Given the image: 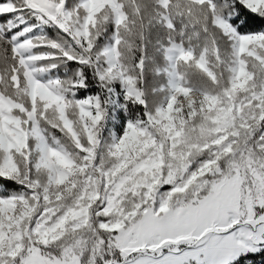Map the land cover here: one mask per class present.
Masks as SVG:
<instances>
[{
    "label": "snow or ice",
    "instance_id": "1",
    "mask_svg": "<svg viewBox=\"0 0 264 264\" xmlns=\"http://www.w3.org/2000/svg\"><path fill=\"white\" fill-rule=\"evenodd\" d=\"M0 264H264V0H0Z\"/></svg>",
    "mask_w": 264,
    "mask_h": 264
},
{
    "label": "trees",
    "instance_id": "2",
    "mask_svg": "<svg viewBox=\"0 0 264 264\" xmlns=\"http://www.w3.org/2000/svg\"><path fill=\"white\" fill-rule=\"evenodd\" d=\"M9 186H11V185H9Z\"/></svg>",
    "mask_w": 264,
    "mask_h": 264
}]
</instances>
